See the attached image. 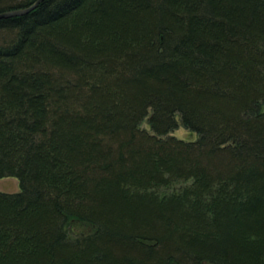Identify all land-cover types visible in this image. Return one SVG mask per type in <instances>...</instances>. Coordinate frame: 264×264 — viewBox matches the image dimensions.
<instances>
[{
  "label": "trees",
  "instance_id": "obj_1",
  "mask_svg": "<svg viewBox=\"0 0 264 264\" xmlns=\"http://www.w3.org/2000/svg\"><path fill=\"white\" fill-rule=\"evenodd\" d=\"M179 121L196 141L171 136ZM9 178L0 264H264V0H45L0 19Z\"/></svg>",
  "mask_w": 264,
  "mask_h": 264
},
{
  "label": "rangeland",
  "instance_id": "obj_2",
  "mask_svg": "<svg viewBox=\"0 0 264 264\" xmlns=\"http://www.w3.org/2000/svg\"><path fill=\"white\" fill-rule=\"evenodd\" d=\"M147 120L143 124V128H147ZM171 136H174L178 139H182L185 141H196L198 138V135L194 132H191L184 128L179 121V127L178 129L171 134ZM21 191L20 183L15 178H9V179H2L0 180V192H7V193H18Z\"/></svg>",
  "mask_w": 264,
  "mask_h": 264
},
{
  "label": "water",
  "instance_id": "obj_3",
  "mask_svg": "<svg viewBox=\"0 0 264 264\" xmlns=\"http://www.w3.org/2000/svg\"><path fill=\"white\" fill-rule=\"evenodd\" d=\"M44 1L45 0H37L31 6L25 8V9L11 10V11L1 13L0 19H8V18H12V17H18V16L26 15V14L30 13L31 11L35 10L36 8H38V6L40 4H42Z\"/></svg>",
  "mask_w": 264,
  "mask_h": 264
}]
</instances>
